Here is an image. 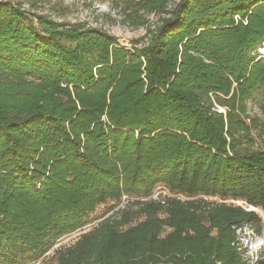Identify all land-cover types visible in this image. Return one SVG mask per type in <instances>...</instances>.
Segmentation results:
<instances>
[{"label":"trees","instance_id":"1","mask_svg":"<svg viewBox=\"0 0 264 264\" xmlns=\"http://www.w3.org/2000/svg\"><path fill=\"white\" fill-rule=\"evenodd\" d=\"M47 2L0 0V264H32L96 207L160 186L264 215V0H125L147 28L130 46ZM135 205L53 264H264L240 235L264 238L260 213Z\"/></svg>","mask_w":264,"mask_h":264},{"label":"rangeland","instance_id":"2","mask_svg":"<svg viewBox=\"0 0 264 264\" xmlns=\"http://www.w3.org/2000/svg\"><path fill=\"white\" fill-rule=\"evenodd\" d=\"M125 0H48L47 4L40 3L36 6L38 12H44L52 15L56 20L65 23H80L88 27H97L107 31L117 38L122 46H130L135 40L144 38L147 33L146 27L132 26L124 19L123 8ZM27 9L28 5L26 6ZM148 26L154 28L158 21V15H149L146 18ZM165 198H175L183 202L204 201L205 203H220L241 207L246 211H252L253 208L241 201L221 200L208 196H196L193 198L182 195L172 194L165 187H157L149 197L145 198H128L123 197L116 209L110 210L112 204L100 205L96 207L89 215L86 225L65 234L56 240L53 247L48 250L41 258L32 264H53L55 252L62 247H68L78 241L79 237L92 230L103 220L109 218L117 210L136 211V203L146 200H163ZM256 213H260L255 209ZM137 220L138 215H136ZM244 241L246 255L250 258L255 257L260 251L264 250V238L255 237L251 233L241 234Z\"/></svg>","mask_w":264,"mask_h":264},{"label":"water","instance_id":"3","mask_svg":"<svg viewBox=\"0 0 264 264\" xmlns=\"http://www.w3.org/2000/svg\"><path fill=\"white\" fill-rule=\"evenodd\" d=\"M253 208V207H252ZM252 211H254L255 212V208H253V210ZM260 215L262 216V219H263V221H264V215L260 212Z\"/></svg>","mask_w":264,"mask_h":264}]
</instances>
